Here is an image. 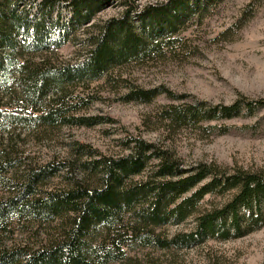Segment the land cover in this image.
<instances>
[{
  "label": "trees",
  "instance_id": "1",
  "mask_svg": "<svg viewBox=\"0 0 264 264\" xmlns=\"http://www.w3.org/2000/svg\"><path fill=\"white\" fill-rule=\"evenodd\" d=\"M106 1L0 0V84L7 82V69L16 64L20 84L31 91L32 102L37 104L52 90L58 95L56 88L63 82L99 80L117 66L161 52L163 46L172 49L180 39V31L191 17H200L208 0H166L140 8L128 6L120 16L109 18L98 27L88 39L85 52L72 64L52 67L43 62L33 66L17 61L26 52L59 48L71 28L89 22ZM255 1L244 7L229 29L240 27L255 9ZM60 7L71 11L68 21L61 25L56 17L52 19ZM53 27L57 28L56 35L51 33ZM160 34H165V39L157 46L158 41H154ZM163 93L171 101H182L167 91L135 87L130 88L124 100L148 103ZM64 111L51 107L33 117L18 119L28 126L88 128L101 123L98 117L67 116ZM158 116L174 130L210 132L223 128L218 132L222 135L228 127L210 124L256 116L264 121V99L239 96L229 105L214 106L202 101L180 102L166 105ZM122 146L127 153L117 157L86 150L92 160L79 164L84 177L62 190L38 189L61 171L62 164L50 162L30 168L19 195L0 201V234L10 232L17 219H31L39 225L54 224V235L38 248H0V264H111L125 260L128 249L136 243L160 249L179 247L182 236L165 241L152 235L151 230L183 223L210 194L231 193L219 209L196 217L194 235L183 237L207 239L219 232L226 240L227 229L219 231L223 226L239 234L237 237L264 226V171L230 174L205 164L187 171L179 169L169 152L139 138L126 137ZM149 163H153L150 175L137 182L135 178L145 172Z\"/></svg>",
  "mask_w": 264,
  "mask_h": 264
},
{
  "label": "rangeland",
  "instance_id": "2",
  "mask_svg": "<svg viewBox=\"0 0 264 264\" xmlns=\"http://www.w3.org/2000/svg\"><path fill=\"white\" fill-rule=\"evenodd\" d=\"M164 1L107 0L89 22L71 28L59 48L26 52L17 61L33 66L43 62L52 67L72 64L80 59L90 36L107 19L120 16L128 6L140 8ZM250 1L208 0L200 17H191L180 31V39L172 49L163 46L161 52L117 66L99 80L63 82L56 88L58 95L52 90L37 104L32 102L31 91L20 84L17 65L9 67L7 82L0 84V165H5L0 168V201L19 195L30 168L50 162L62 164V169L38 189H65L84 177L79 164L92 160L86 150L102 156H122L127 153L122 146L126 137L139 138L169 152L182 170L205 164L230 174L263 172L264 121L257 116L211 123L210 126L228 127L222 135L218 132L223 128L211 133L201 129L174 130L158 116L166 105L180 102L202 101L214 106L229 105L239 96L264 99V0H256L255 9L246 15L240 27L229 29ZM70 15V10L60 7L52 19L56 17L61 25ZM56 31L57 28H51L53 35ZM164 36L160 34L155 39L157 46L164 42ZM134 87L167 91L182 101H171L163 93L148 103L126 102L124 96ZM51 107L67 111V116L98 117L101 123L87 128L28 126L19 122L18 118L33 117ZM151 164L135 178L137 182L150 175ZM230 195L210 194L183 223L151 230L152 235L165 241L182 236L179 247L160 249L136 243L128 249L125 260L111 264H264V226L239 237L223 226L219 231L227 229L226 240L219 232L207 239L183 237L194 235L196 217L219 209ZM53 229L54 224L17 219L10 232L0 234V248H38L53 237Z\"/></svg>",
  "mask_w": 264,
  "mask_h": 264
}]
</instances>
